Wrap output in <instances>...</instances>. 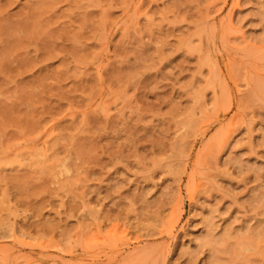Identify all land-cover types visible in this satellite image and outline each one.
<instances>
[{
	"label": "rangeland",
	"instance_id": "obj_1",
	"mask_svg": "<svg viewBox=\"0 0 264 264\" xmlns=\"http://www.w3.org/2000/svg\"><path fill=\"white\" fill-rule=\"evenodd\" d=\"M0 264H264V0H0Z\"/></svg>",
	"mask_w": 264,
	"mask_h": 264
}]
</instances>
